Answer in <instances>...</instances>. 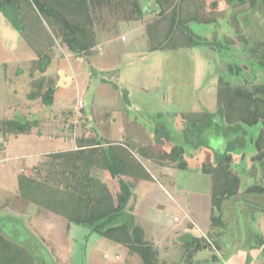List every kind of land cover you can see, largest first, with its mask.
<instances>
[{
	"label": "rangeland",
	"instance_id": "1",
	"mask_svg": "<svg viewBox=\"0 0 264 264\" xmlns=\"http://www.w3.org/2000/svg\"><path fill=\"white\" fill-rule=\"evenodd\" d=\"M13 1L18 8L22 31L16 32L0 13V126L6 118H20L31 125L28 135L3 137L0 133V224L7 234L14 231L13 243L24 245L27 250L37 248L39 252H44L45 264L58 262L50 253L56 248L60 249L62 261L66 264H125L120 246L91 231L86 232L88 228L72 231L69 234L72 243H64L65 222L48 212L42 211L47 218L48 231L51 225L53 240L51 236L47 237L48 240L39 236L43 233L44 225L33 217L28 221L29 233L23 227V219L25 215L32 214L29 208L17 201L18 175L62 185L58 174L65 168L64 159L48 156L79 150V144L85 145L84 141L93 139L96 133L91 129L93 125L100 134L109 130L116 137L141 135L144 142L149 141L147 137L157 139L161 136L164 148L180 146L187 161H192L194 155L198 158L199 153L201 156L204 152L209 154V151L216 161L223 156L221 154L229 156L227 166L230 173L238 178V189L233 196L218 199V206H214L212 212L218 220L210 223V229L203 238L204 247L211 252L218 240L222 243L221 260L215 264H264V252L259 253L255 248L256 234H260L259 226L264 227V128H255L259 132L255 143L242 144V138L227 142L230 133L223 125L203 118H197L200 121L192 119L194 123L187 122L189 119H185L184 113L172 108L173 100L169 93V89L178 83L188 89L196 86L191 100L198 104L203 97L202 92H205L203 89H211L215 71L222 63H229L233 67V86L245 84L244 79H252L249 82L255 85L264 83V73L253 66L249 68L253 60L245 50L252 43L245 40V25H250V29L259 37L264 30V17L260 13H253L249 19L251 0H196L200 17L212 22L190 23V30L207 40L221 44L225 42L227 46L224 45L220 51L199 49L200 53L204 52L203 58L208 62L207 73H204L205 77L193 73L195 76L192 79L186 70L194 68L202 71L201 65L196 66L195 62L197 49V54L195 51L187 52L195 62L189 66L173 61L172 55L177 54L174 52L147 55L151 48H160L153 45L155 41L151 39H156V33L165 37L169 45L186 42L178 34L166 38L167 24L154 11V8L157 9L154 0H137L139 8L134 6L133 0H86L87 12L79 20L80 33L82 41L92 46L89 45L88 51L81 57L70 53L64 30L53 18L47 20L42 17L28 5L27 0ZM178 6L182 7L180 4ZM256 8L260 9L259 4ZM155 21L161 23L155 26ZM188 49L191 47L182 50ZM179 54L186 55L185 52ZM45 58L49 59V63L41 72L40 67L44 64L41 60ZM236 64L242 69L239 76L234 74ZM187 77L192 83L186 82ZM105 81L109 85L103 83ZM49 87H54L55 92L52 104L46 106L38 95L45 93ZM120 91H123L124 97ZM30 94L36 97L31 98ZM184 104H187L186 101ZM117 106V109L122 108L118 111L114 109ZM123 107L126 112H123ZM120 113L123 114L120 116ZM87 134L89 136L84 137ZM82 149L89 151L87 147ZM129 149L133 154H138L137 148L129 145ZM94 151L99 153V149ZM139 152L143 153L142 150ZM132 162V168L136 169L138 163L134 156ZM77 163L81 166L80 161ZM94 163L99 164V161ZM142 163L147 166L144 161ZM207 165L215 166V163L212 161ZM96 166H90L88 173L95 179L89 182L90 187L87 188L95 190L100 199L106 195L115 199L119 191V178L109 173L111 180L99 184L96 179H101V174L105 176L108 172ZM156 182L159 181L155 179L152 185L153 194L150 189L152 195H163L164 190L171 192L164 186V190L160 189ZM194 197L190 193L185 204L191 205ZM169 205L165 213H148L147 219L143 218L140 225L152 227L151 222L158 220L156 216L164 221L176 214L181 217L182 214L171 201ZM3 207L6 208L2 210ZM33 233L36 238L32 236ZM37 237L45 244L51 258ZM172 241L170 236L161 246L171 247ZM174 247L171 250L173 254L165 257L169 263L179 261L181 249ZM104 256L107 258L104 259ZM133 258L136 264H141L137 256ZM129 263L135 264V261L130 260Z\"/></svg>",
	"mask_w": 264,
	"mask_h": 264
},
{
	"label": "trees",
	"instance_id": "2",
	"mask_svg": "<svg viewBox=\"0 0 264 264\" xmlns=\"http://www.w3.org/2000/svg\"><path fill=\"white\" fill-rule=\"evenodd\" d=\"M154 1L157 8H154V11H157L162 18L161 20L167 24L166 38L173 36V34H178L186 42L176 41L177 43H170L169 45L165 41V37L156 33V39H151L155 41L153 45L160 48H151L149 52L189 47H205L213 51H220L224 45L225 47L227 46L225 42L221 44L215 40H207L195 35L190 30V23L208 24L212 22L210 19L206 20L200 17L196 0H181L180 2L179 0L178 2L177 0ZM27 2L42 17L47 20L53 18L59 23V26L64 30L66 47H68L73 56H83L89 45L92 46L91 43L87 44V42L82 41L83 37L80 33L79 20L87 12L86 0H27ZM133 2L134 6L139 8L137 0H133ZM177 3L182 7L178 6ZM257 4H259L260 9L256 8ZM249 5V19L255 12L260 13L264 17V0H251ZM0 13L16 32L22 31L18 8L13 0L1 1ZM249 19L247 18V20ZM154 23L157 26L161 21H155ZM253 24H255V21ZM245 28L247 29L245 32L247 34L246 42L248 40L252 41L251 47L245 48L253 60L249 68L253 66L264 73V30H262V35L259 37L255 35L256 33H254L253 29H250V25H245ZM165 45L169 46L165 47ZM41 61L44 62L43 66L40 67V71L43 72L49 63V59L45 58ZM221 65L224 70L219 71L217 77V110L214 113L204 111L200 118L211 123L214 118L218 119L220 124L230 133L227 142L242 138V144H246L248 139L255 143L259 132L255 137H251L252 139L249 138L248 132H250V129L255 131L256 127L261 126L264 128V83L255 85L251 84L252 81L249 82L252 79L249 81L244 79L245 84L233 86L231 84L232 65L229 63L227 65L222 63ZM222 66L219 67L220 70ZM241 72V67L236 64L235 76L241 75ZM114 88L117 87L114 86ZM54 92L55 88L49 87L45 93L38 96L41 97V101L47 106L52 104ZM120 92L124 97L123 91ZM30 97L36 96L30 94ZM184 117L191 119L187 115H184ZM187 122L194 123L191 120ZM30 129L31 125L23 119L9 120L6 118L1 122L0 133L3 137L21 134L28 135ZM157 137L158 134L156 133ZM159 138L162 137L159 136ZM261 138L263 139V137ZM84 143L86 144H79L77 146L79 150L74 153L63 151L48 156L52 159H64L65 168L58 174L62 180V185H53L46 181L41 182L27 177V175H18V199L61 216L69 225L88 228L99 237L126 247L130 254H137L143 264H150L151 258L155 255L151 250V245L143 240L141 230L134 225L133 217H129L127 214L129 202L132 198V189L129 183L121 177L123 174L119 166L120 160L116 154L117 148L109 145L96 135L93 139L84 141ZM83 147L89 148V151H84ZM95 149H99V153L94 151ZM182 155L183 152L180 146H172L169 155H165L164 158L167 157L168 159L166 160L168 161H175L178 158L179 163L177 165L182 167L183 165L185 166ZM229 159V156L223 154L215 163V166L202 165V172L210 177L212 184L211 222L213 223L218 220L212 215L214 206H218V199L224 196H233L238 189V178L230 173L227 166ZM97 160L99 164L94 163ZM79 161L81 166L77 163ZM94 165L102 167L111 175L119 178V191L115 195V199H112L109 195L100 199L95 190L88 189L90 187L89 182H92L88 172L90 166ZM67 172L69 175H67ZM196 241L199 242V240ZM199 246L204 247L205 245L199 243ZM35 260L33 254L29 253L26 248L14 244L0 235V264H36Z\"/></svg>",
	"mask_w": 264,
	"mask_h": 264
},
{
	"label": "crops",
	"instance_id": "3",
	"mask_svg": "<svg viewBox=\"0 0 264 264\" xmlns=\"http://www.w3.org/2000/svg\"><path fill=\"white\" fill-rule=\"evenodd\" d=\"M203 38H206V37H203ZM196 49L198 51L199 49H205V47H201V48L192 47L191 49H188L187 51L182 50V49L154 51V52L147 53V55L150 56L151 54H157L160 52H167V51L177 53L175 55L174 54L172 55L173 61L183 62V64L186 63V65L188 66L192 64L191 62L193 63L196 62V66L201 65L202 67V71H200V69L199 71H197L194 68H189V71L186 70L189 74V78L192 79L193 78L192 76H195L193 73L195 74L197 73V75L202 74L201 76L205 77L206 75L204 73H207L206 68L208 67V62L205 60V58H203L204 52L200 53L198 51V54H197ZM190 51H195L197 54V55H194L196 56L195 62H194V57L188 54L190 53ZM179 52L183 54L185 52L186 55L179 54ZM219 71H221L220 68H217L215 71V76H214L215 78L214 80H212L211 89L208 91L206 88L203 89L205 90V92H202L203 97L198 100V104H196L197 102L194 103V101L191 100V95H192L191 93H193L196 86L190 87V89H192V92L190 91V89L183 87L182 83H178L175 85L174 88L169 89V93L171 94V100H173L171 104L172 108L181 111L182 113H184V115H187L188 118H191L189 119L191 121H194L192 119H196V120H198L197 118L200 119L204 111H207L209 113H214L217 110L216 108L217 106L216 104V83H217V77H218ZM186 82L188 84L192 83L190 79L188 80V77L186 78ZM103 83L108 84L106 81ZM112 92L115 93V91L113 90ZM189 94H190V97H189ZM184 101H186L187 104H184ZM117 108L118 106L115 107L114 109L119 111V109H121L122 107L119 109ZM123 110H124L123 112H126L125 108ZM122 114L123 113H120L119 115L121 116ZM213 123L220 124L218 119H215V118H214ZM91 129L94 133L95 131L97 133V134H94V137L96 135L99 138H101L103 141L107 142L109 145L116 146L117 148L116 154H117L118 159L120 160L119 166L123 174L121 177L123 180L129 183L132 189V198L129 202V206H128L129 210L127 209V214L129 215V217H133V223L137 228L141 230L142 235H143V240H145L147 243H151L150 244L151 250L155 255L153 256V258H151L150 264H215V263H219L221 260V254L223 253L222 243H219V240L217 241V243H215V246L213 247V251L211 252L208 248L199 246V243L204 244L203 237L207 234L211 226L210 223H211V197H212L211 185L212 184H211L210 177L202 172V165L211 163L212 161L214 163L217 162L215 157L212 155V153L210 151H209V154L204 152L203 156H201L199 153L197 154L198 158H195V155H194V158L192 161L185 160L184 159L185 155L183 154L182 158L184 160L185 166L183 165L182 167H179V165H177L179 163L178 158L175 161H171V160L168 161L166 160L168 159L167 157L164 158L165 155H169L170 149H166L163 147L162 138L154 139V136L152 138V137H147L145 135L147 139H149V141L144 142V138H142L141 135L140 136H136V135L126 136L127 135L126 134L123 136L121 135V136L116 137L109 130L108 131L104 130L105 132L102 131V134H100L101 132L98 129L97 131L93 125H91ZM249 131H250L248 132L249 138L251 137L253 138L257 134V131H254V129H250ZM86 136H89V134L85 135L84 137ZM9 137H16V136H9ZM71 141L69 144H71ZM250 141L251 140L248 139L245 145H248L249 143H251ZM129 145L138 149L137 155L133 154L130 151ZM139 150H142L143 153L141 154ZM132 156L135 157L138 163L137 165H135L137 166L136 169L135 167L132 168L131 166L132 164H134L131 160ZM163 158L169 164L166 163L163 160ZM143 161L146 163L147 166L143 165L142 163ZM104 175L105 176L101 174L102 176L101 179L99 180L96 179L99 184H106L107 183L106 181L111 180V176L109 175V173L104 174ZM153 176H155V178ZM89 177L91 180L95 179L94 177H92V175H89ZM115 177L118 178L117 176ZM155 179L159 181V183L158 182L156 183L160 189L161 188L163 189L165 187L164 189L167 188L171 192L169 193L168 190L166 191L163 189L164 190L163 195L158 194V193H156L155 195H152L154 192L152 185L154 184ZM117 185H115L114 188H116ZM150 189L152 190V194H151ZM16 192H17V189H16ZM190 193H192L195 196L194 202L191 205L188 204L187 206L185 202L188 201ZM166 198H167V201L165 202ZM17 201L21 202L19 203L21 206H24L27 209L29 208L28 211H30V214H32V215H25L23 219L25 223L23 226L24 229H27L29 233L31 232L30 231L31 229H29L27 225H28V221L30 220V218L33 217L35 219H38V221H42L41 224L44 225V228L42 229L43 233L42 235L40 234L39 236L40 237L43 236L42 238H45V239L48 236H51L50 235V233H52V229H50L51 225L48 231L47 230L48 228L47 218H46V215H44L42 211L48 212L50 214H54V213L46 211L41 208H37L35 205L30 204L22 199H17ZM169 201H171L173 205L178 208V210L180 211V214H182L181 217L179 215L177 216L176 214V215H172L171 217H169L168 219L164 221L162 219H159L158 216H156V219L158 220L153 223L151 222L152 227L145 228V226L140 225V222L143 218L147 219L146 215L148 213H154V211L156 212L161 211L165 213L164 212L165 208L170 207ZM31 206H34L35 209H33ZM183 207H186V209H183ZM5 208L6 207H3L2 210H4ZM54 215H57V214H54ZM57 216L63 219V221L65 222V227H63L64 243L66 244L67 242L72 243V237L70 238L69 234L72 233V231H76L80 229L83 230L85 228L75 226V225H69L64 218H62L59 215ZM174 218H177V221H174L173 220ZM48 223H49V220H48ZM85 230L86 232L90 231L89 229L88 230L85 229ZM259 233H258L259 236L256 234V237H255V239L257 238V241H256L257 246L255 248H258L259 253H262L264 252V227L263 226H259ZM0 235H2L5 239L9 240L10 242H14L13 241V236H15L14 231L12 232L10 231L7 234L6 231L2 229L1 224H0ZM32 236L35 237L34 233ZM170 236L173 240L172 244L181 249V253L179 254L180 256H179L178 263H169V261L165 259L167 255L173 254L171 250H173L174 246L173 245L171 247L170 245L161 246V244H163L168 239V237L170 238ZM37 238L41 246H43L45 252H47L46 250L47 247L45 246V244L42 242V240L39 237ZM102 239H105V238H102ZM51 240H53V237ZM154 240H156V242H154ZM196 240H199V242ZM112 243L122 248L123 253H124V258H125V264L127 263L130 264L129 263L130 260L135 261V264H136L137 261L136 259L133 258L134 256L135 257L137 256L141 264H143V261L137 254H130L126 247L118 245L114 242ZM22 246L26 248L27 250V247H25L24 245ZM27 251L33 254L34 258L36 259L35 262H37V264H45V260H44L45 255L43 254L44 252L43 253L39 252L37 248H33L30 250L28 249ZM66 252H69V250ZM50 253L51 254L53 253L52 258H54L55 260L56 258L58 259V262H54L55 264L65 263L64 261H62L61 251L59 248H56V250L55 249L51 250ZM47 254L50 256L48 252ZM106 258L107 257L104 256V259ZM115 259H118V257L115 256Z\"/></svg>",
	"mask_w": 264,
	"mask_h": 264
},
{
	"label": "built area",
	"instance_id": "4",
	"mask_svg": "<svg viewBox=\"0 0 264 264\" xmlns=\"http://www.w3.org/2000/svg\"><path fill=\"white\" fill-rule=\"evenodd\" d=\"M80 104H81V102H79V105H80ZM173 220H174V221H177V218H174ZM203 238H205V237H203Z\"/></svg>",
	"mask_w": 264,
	"mask_h": 264
}]
</instances>
